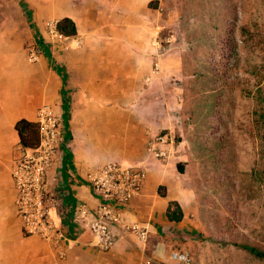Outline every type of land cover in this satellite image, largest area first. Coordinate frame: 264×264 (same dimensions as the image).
<instances>
[{
	"label": "crops",
	"instance_id": "1",
	"mask_svg": "<svg viewBox=\"0 0 264 264\" xmlns=\"http://www.w3.org/2000/svg\"><path fill=\"white\" fill-rule=\"evenodd\" d=\"M18 5L19 12L0 13V264L54 260L50 244L23 232L11 178L12 162L23 146L15 124L22 118L36 123L41 104L53 106L70 142L47 173L59 200L53 215L73 244L66 262L172 264L170 253L193 236L198 224L195 190L186 171V141L175 138L182 120L177 99L185 74L182 52L172 44L159 73H153L152 65L151 39L158 25L175 24L174 10L161 15L152 0H20ZM64 17L76 28L75 35H67L66 47L49 41L42 25L46 18ZM31 46L40 54L36 63L26 60ZM165 132L172 142L156 147L170 155L156 158L149 143ZM112 160L144 167L141 192L119 209L123 222L138 223L148 234L144 243L114 225L115 243L103 251L73 213L78 205L93 209L98 204L86 174ZM172 201L183 213L177 222L166 215Z\"/></svg>",
	"mask_w": 264,
	"mask_h": 264
},
{
	"label": "rangeland",
	"instance_id": "2",
	"mask_svg": "<svg viewBox=\"0 0 264 264\" xmlns=\"http://www.w3.org/2000/svg\"><path fill=\"white\" fill-rule=\"evenodd\" d=\"M19 1L0 0V13L19 12ZM172 9L185 68L175 138L186 141L198 204L193 236L174 250L192 264H264L236 244L264 249V0H176Z\"/></svg>",
	"mask_w": 264,
	"mask_h": 264
},
{
	"label": "built area",
	"instance_id": "3",
	"mask_svg": "<svg viewBox=\"0 0 264 264\" xmlns=\"http://www.w3.org/2000/svg\"><path fill=\"white\" fill-rule=\"evenodd\" d=\"M161 15L171 11L175 0H152ZM58 19L49 18L43 22V30L51 42L62 43L66 47L68 36L58 29ZM176 39L175 29L168 23L156 27L151 39L153 56V73L160 72L161 59L171 48ZM80 40L76 39V44ZM38 49L28 48V63L39 60ZM149 80V79H148ZM38 127V143L34 147L20 146L11 166V178L16 190L14 200L15 213L18 216L23 232L35 235L50 244L54 252L52 264H70L66 262L68 252L73 248L60 219L53 215L59 200L52 192L47 181L49 168L55 161L57 153L68 147L69 139L65 138L64 125L59 115L50 104H41L35 111ZM172 138L165 132L159 134L149 143V151L156 158L166 159L170 152L158 149L156 144L170 143ZM145 170L141 164L108 161L92 166L86 181L98 197V204L93 208L78 205L73 217L86 226L93 235L94 244L101 250L111 249L115 243L114 225L140 241L146 242L147 229L138 223H125L119 207L128 203L142 190ZM172 264H192L188 252L175 250L170 253ZM147 263H150L147 260Z\"/></svg>",
	"mask_w": 264,
	"mask_h": 264
},
{
	"label": "trees",
	"instance_id": "4",
	"mask_svg": "<svg viewBox=\"0 0 264 264\" xmlns=\"http://www.w3.org/2000/svg\"><path fill=\"white\" fill-rule=\"evenodd\" d=\"M58 29L60 32H62L65 35L72 36V35L76 34L75 24L68 17H64V18L59 20ZM208 74L209 73L205 72V73L200 74L198 76L201 77L202 79L205 77L207 79ZM204 82H205V83H203L204 85L207 84L206 83L207 80ZM15 129L17 130V133H18V136L20 139V143L24 147H34L37 145V143H38L37 123L31 122V121H28V120L22 118L16 122ZM263 138H264V133H263ZM177 168L180 172L183 171V167L180 164H177ZM166 215L172 221H176V222L180 221L182 219V216H183L182 209H181L180 205L175 201L170 202V204L167 208V211H166ZM236 244L239 247L247 250L250 254L264 259V249H261V248L254 246V245L246 244V243H241V244L236 243Z\"/></svg>",
	"mask_w": 264,
	"mask_h": 264
}]
</instances>
